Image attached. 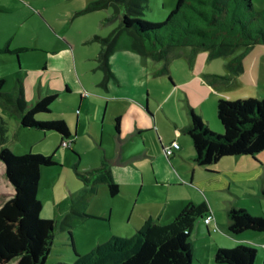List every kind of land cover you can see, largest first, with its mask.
Wrapping results in <instances>:
<instances>
[{
  "label": "rangeland",
  "instance_id": "rangeland-1",
  "mask_svg": "<svg viewBox=\"0 0 264 264\" xmlns=\"http://www.w3.org/2000/svg\"><path fill=\"white\" fill-rule=\"evenodd\" d=\"M95 1L97 0H0V8L3 10L0 12V40L10 32L15 41L32 46L29 51L17 55L0 53V76L5 80L3 92L15 94L17 80L20 79L25 84L34 80L35 76L38 78L46 63L50 70L47 80L51 79L53 88L62 89L59 91V98L52 104L51 111L36 115V122L62 120L70 132L76 133L73 149L78 153L79 161L69 150L59 145V134L20 126L19 119L8 105L0 103V127L1 123L4 124L3 134L0 130V139L3 137L5 140L3 146L17 157L27 153L53 155L56 161L55 166L41 169L36 196L41 203L40 217L53 221L54 226L53 244L45 264H72L75 257L71 241L77 254L82 256L89 253L93 246L106 242L111 237H120L115 231L120 226L117 213L111 219L108 217L109 206H115L119 199L109 195L106 184L101 183L97 174L80 175L93 164L99 163L103 151L87 134L85 136L80 130L77 131V110H80L79 104L82 106L84 103L93 106L96 102H101L103 105L104 101L96 98L98 94H105L100 85L103 71L98 59L99 51L105 43L99 38L106 37L119 27V21L110 18L113 8H96L81 13ZM250 1L255 9L264 8V0ZM176 2L177 0H148L140 18L154 23L163 22ZM27 4L33 9L43 10L51 25H45L39 15H29ZM24 16L27 19L16 24V20ZM12 26L14 28L10 30ZM242 51L243 48H238L230 54L217 52L211 55L203 48L174 46L166 48L164 57L155 59L139 54L132 45V38L122 32L114 46L116 55L112 56L113 52L110 56L115 57L112 64L115 70L118 69L120 59L134 57V77L138 73L136 67L144 68L140 76L143 78L142 85L150 90L149 93L146 92L147 100L156 102L153 92H164V96L181 95L183 105L187 107L189 101L188 104L195 105L198 110L199 103L210 94L217 100L223 98L229 101L253 96L259 99L264 95V45L252 48L242 60L243 72L236 76L232 61ZM85 94L87 97H84ZM80 98H84L82 102ZM202 105L208 107L207 102ZM196 115L206 124L198 111ZM209 130L217 133L210 126ZM222 133L221 131L220 134ZM109 139L105 137L104 140L108 143ZM93 181L96 186H93ZM1 192L8 193L5 188L0 191V195ZM80 210L85 217L78 215ZM121 237L125 238L127 235L123 234ZM249 247L255 249L253 246Z\"/></svg>",
  "mask_w": 264,
  "mask_h": 264
},
{
  "label": "trees",
  "instance_id": "trees-1",
  "mask_svg": "<svg viewBox=\"0 0 264 264\" xmlns=\"http://www.w3.org/2000/svg\"><path fill=\"white\" fill-rule=\"evenodd\" d=\"M148 0H97L81 13L96 8H113L110 18L117 17L119 27L106 37L100 49V67L110 74L107 59L112 53L119 34L123 31L132 38L135 50L151 58L164 57L166 48L188 46L203 48L214 55L233 53L243 48L233 61L236 76L243 72L242 60L256 45H264V8L255 9L250 0H177L174 9L163 22L140 18ZM27 50L17 48L13 52ZM5 52H12L5 49ZM0 79V103L8 105L22 127L43 132L53 131L60 136V146L73 155V140L64 121L36 122L35 116L49 113L59 98L58 92L46 94L32 105L23 98V87L18 81L16 93H4ZM216 118L223 133H214L199 116L190 112V125L184 130L194 149V163L210 167L231 156H255L264 151V97L242 98L216 102ZM118 128L119 119L115 120ZM3 124V123H1ZM3 134V127H0ZM3 136V135H2ZM0 139V162L5 177L14 193L0 206V264H45L54 239L53 221L40 217L41 203L37 200L41 169L56 165L54 156L31 153L14 156ZM97 171V170H95ZM208 172H212L207 170ZM88 172L80 174L85 176ZM111 197L119 187L111 177L107 180ZM264 198V191L261 193ZM208 214L206 204H188L167 224L147 218L129 237H111L79 256L74 251L72 264H192L190 233L196 223ZM228 230L233 235L245 231L264 233V217L251 216L242 208H231L227 213ZM71 240V237H70ZM256 250L246 245L218 249L214 261L218 264H253ZM63 264V263H59Z\"/></svg>",
  "mask_w": 264,
  "mask_h": 264
},
{
  "label": "crops",
  "instance_id": "crops-1",
  "mask_svg": "<svg viewBox=\"0 0 264 264\" xmlns=\"http://www.w3.org/2000/svg\"><path fill=\"white\" fill-rule=\"evenodd\" d=\"M28 4L26 10L29 15H39L45 25H51L43 10L33 9ZM2 11L0 8V12ZM26 19V16L17 19L16 24H21ZM114 20L120 21L117 17ZM13 28L10 27V30ZM2 29L6 30L4 27ZM27 45L15 41L8 32L0 40V47L3 46L0 53L17 55L29 51L32 46ZM17 48L27 50L13 52ZM5 49L12 52H5ZM110 55L107 59L110 74L101 67L103 77L100 85L105 94L96 95L104 103L102 105L101 102H96L93 106L79 104L77 131L80 130L85 136L87 134L103 151L99 163L83 171L88 172L85 176L97 174L101 183L106 186L111 177L118 184L119 193L115 197L119 202L115 206H109L108 214L111 219L117 213L120 219L116 235H133L147 218L159 224L170 223L186 205L204 203L213 220L205 225L200 219L190 233L192 264H218L214 261V254L218 249H231L241 244L255 248L253 264H264V233L245 231L233 235L228 230L227 218L231 208L246 209L252 216L264 215V198L261 195L264 191V151L257 154L255 159L250 156H231L210 167L196 165L191 140L184 130L190 125V112L196 114L198 111L207 127L220 133L222 127L216 118L217 99L211 94L207 95L202 102H207L208 107L200 102L198 110L195 105L188 104L189 101L187 107L183 105L181 95L164 96V92H153L156 102L147 100L146 92L149 93L150 90L142 85L143 78L140 76L144 68L136 67L138 73L134 77V57L129 56L120 59V62L116 60L118 69L115 70L112 65L115 57L112 56L116 53ZM43 67L38 78L35 76L34 80L25 84L19 79L15 85L16 88L18 81L22 84L23 98L28 105L51 92L59 94L62 89L53 88L51 79L47 80L50 70L46 63ZM26 77L28 79V74ZM0 79H3L2 76ZM67 91L65 88V92ZM255 97L257 96L250 98ZM263 97L264 95L259 99ZM83 99L80 98L81 102ZM116 119H119L118 128ZM70 135L69 140H73L71 148L75 152L73 145L76 133L70 132ZM105 137L110 138L108 143L104 140ZM172 142H177L179 149L170 157H165L163 148ZM92 184L96 186L95 181ZM3 188L8 193L1 192L0 206L14 193L5 177V167L0 162V191ZM82 212L80 210L78 215L85 217ZM214 226H217L215 232Z\"/></svg>",
  "mask_w": 264,
  "mask_h": 264
},
{
  "label": "built area",
  "instance_id": "built-area-1",
  "mask_svg": "<svg viewBox=\"0 0 264 264\" xmlns=\"http://www.w3.org/2000/svg\"><path fill=\"white\" fill-rule=\"evenodd\" d=\"M69 145V141L66 140L65 142H63L62 146L65 148ZM179 149V144L177 142H172L171 144L165 146L163 148V154L165 157H170L175 151H177ZM213 220V216L208 213L206 214V216L203 218V223L205 225H209ZM213 231H217V226L213 227Z\"/></svg>",
  "mask_w": 264,
  "mask_h": 264
},
{
  "label": "water",
  "instance_id": "water-1",
  "mask_svg": "<svg viewBox=\"0 0 264 264\" xmlns=\"http://www.w3.org/2000/svg\"><path fill=\"white\" fill-rule=\"evenodd\" d=\"M9 182V181H8ZM10 183V182H9ZM11 185V184H10ZM11 187H12V189H13V191H14V188H13V186L11 185Z\"/></svg>",
  "mask_w": 264,
  "mask_h": 264
}]
</instances>
